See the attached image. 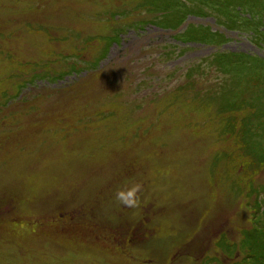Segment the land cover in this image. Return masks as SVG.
Masks as SVG:
<instances>
[{"label":"rangeland","instance_id":"374dc122","mask_svg":"<svg viewBox=\"0 0 264 264\" xmlns=\"http://www.w3.org/2000/svg\"><path fill=\"white\" fill-rule=\"evenodd\" d=\"M0 264H264V0H0Z\"/></svg>","mask_w":264,"mask_h":264},{"label":"clouds","instance_id":"9594fccd","mask_svg":"<svg viewBox=\"0 0 264 264\" xmlns=\"http://www.w3.org/2000/svg\"><path fill=\"white\" fill-rule=\"evenodd\" d=\"M134 192H135V189L128 192V193L121 192V193H119L118 198L120 199V201L123 204L131 206L135 203V201L131 198V197H133Z\"/></svg>","mask_w":264,"mask_h":264},{"label":"trees","instance_id":"16d2710c","mask_svg":"<svg viewBox=\"0 0 264 264\" xmlns=\"http://www.w3.org/2000/svg\"><path fill=\"white\" fill-rule=\"evenodd\" d=\"M235 19H236V18H234L233 20H235ZM251 55H252V54H250V55H249V54H248V55H245V54H243V55H242V54H239V57H240L241 59H244V58H247V57H248L249 59H253V58H251ZM246 56H247V57H246ZM253 135H255V134H253Z\"/></svg>","mask_w":264,"mask_h":264}]
</instances>
